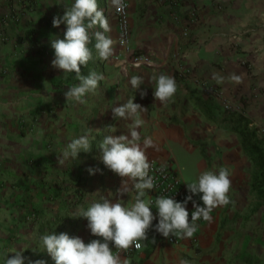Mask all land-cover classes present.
Returning <instances> with one entry per match:
<instances>
[{
  "label": "crops",
  "instance_id": "crops-1",
  "mask_svg": "<svg viewBox=\"0 0 264 264\" xmlns=\"http://www.w3.org/2000/svg\"><path fill=\"white\" fill-rule=\"evenodd\" d=\"M128 2L131 48L152 64L116 58L121 52L117 19L108 0H99L116 43L107 60L99 59L93 47V58L81 71L87 75L95 70L104 79L95 94L86 96L87 103H77L64 95L79 83L75 73L64 74L51 64V39L62 38L66 30V25L54 27L52 21L63 15L64 4L0 0V205L12 207L11 218L20 220L30 217L35 206L59 205L70 197L77 209L96 194L112 192L111 199L120 198L116 189L122 178L104 165L95 144L105 135L106 125H116L114 135L126 131L127 122L116 120L110 107L135 98L146 109L141 133L156 143L147 150L149 161L172 164L180 176L182 161L197 165V174L225 167L234 199L231 205L213 209L197 233L198 246L190 239L178 245L162 241L147 255L144 239L142 250L121 259L129 264H264V181H257L258 165L246 154L239 133L209 120L203 105L210 96L222 106L224 101L234 104L264 138V0ZM161 72L177 82V92L166 103L153 96L152 77ZM214 73L224 80L218 83ZM133 75L143 78L139 89L130 84ZM233 75L240 80H232ZM89 130L95 137L92 150L60 165L59 149ZM90 167L97 171L90 173ZM123 199L127 202L130 195L125 193ZM21 203L29 211L22 210ZM3 220L0 217V223ZM83 222L78 235L86 243L99 238L91 234L84 217ZM16 235L15 227L0 230V246ZM10 243L4 250L14 248Z\"/></svg>",
  "mask_w": 264,
  "mask_h": 264
},
{
  "label": "clouds",
  "instance_id": "clouds-1",
  "mask_svg": "<svg viewBox=\"0 0 264 264\" xmlns=\"http://www.w3.org/2000/svg\"><path fill=\"white\" fill-rule=\"evenodd\" d=\"M111 10L124 13L129 7L128 0H108ZM63 3V15L53 18V26L66 25L63 37L54 35L51 47L54 49L53 67L62 69L64 74L75 73L79 83L72 84L64 93L67 101L87 103L86 96L95 94L102 73L95 70L84 75L82 65H88L95 53L101 60H107L113 55L116 40L110 35L112 27L109 17L99 6V0H57ZM93 40L94 45H93ZM213 78L222 82L224 77L214 73ZM234 81L240 77L233 75ZM130 84L139 89L143 78L133 75ZM153 96L161 103L168 102L177 92L175 78L167 73L154 74L152 77ZM146 94V91L141 93ZM129 98L126 102L111 106L116 120L123 118L126 131L114 135L116 125H106L105 135L95 144L100 149V159L104 165L119 175L121 186L116 189L120 198L111 199L115 193L108 196L96 194L86 207L75 209L74 216L87 219V228L93 236L87 243L80 236H72L67 232H45L39 237V248L34 250L46 251L55 264H129L127 259H121L120 250H127L133 245L141 246L140 241L148 236V230L155 228L164 237L175 236L191 238L198 229V221L211 219L214 208L230 203L229 192L232 181L229 169L214 166L195 176L185 177L188 194L184 200H177L172 195H157L155 199L148 198L149 191L156 187L152 167L147 150L156 147L152 136L142 135L145 125L142 113L146 110L141 104ZM90 130L85 134L73 136L58 151V162L65 165L77 160L81 152H89L93 148ZM161 167H166L162 165ZM96 168L90 167L89 172L95 173ZM127 193L130 199L125 202L123 195ZM199 195L203 203L193 198ZM192 201L194 208L191 215L188 202ZM153 207L157 209L154 214ZM158 218V223L153 221ZM24 248L14 251H0V264H47L43 259L31 260L24 256ZM10 252L15 254L9 256ZM181 264H188L181 261Z\"/></svg>",
  "mask_w": 264,
  "mask_h": 264
},
{
  "label": "rangeland",
  "instance_id": "rangeland-1",
  "mask_svg": "<svg viewBox=\"0 0 264 264\" xmlns=\"http://www.w3.org/2000/svg\"><path fill=\"white\" fill-rule=\"evenodd\" d=\"M231 104V103H230ZM234 106V104H232ZM180 169L182 171L181 173V179L184 180L185 177L188 176H195L197 175V172H199V167L197 165H190L186 161H182L180 164ZM201 172V171H200ZM184 182V181H183ZM186 183V182H184ZM262 194V193H261ZM198 200L199 203H203L199 199V195L194 194ZM230 203L228 205L232 204V201L234 199V195L231 193L230 195ZM70 198H66L65 201L60 202L58 205L56 202H49V205L45 206H35L31 210L30 217H27L29 215H26L25 218H21L20 220H14V218H11L12 215V207L5 205H0V217H3L4 220L1 221L0 224V230H12L13 227L16 228L18 231V235H16L13 238H10L7 240V243L12 241L9 245L11 246L13 244L14 248L11 250H17L20 248H24L23 254L25 257L36 260V259H43L47 260L50 259L51 256L46 251H39L34 250L33 248H39V237L45 232H51L55 230L56 232H70L71 224H76L77 228V234L76 236H79L78 233L81 232L83 226L85 225L83 222V217H76L74 216V211L77 209L75 205H72V201ZM20 208L26 211L28 207L25 206V204L21 203ZM25 211V212H26ZM10 216V217H9ZM11 219V220H10ZM16 222V223H14ZM11 225H13L11 227ZM70 226V227H69ZM7 243H5V246H0L1 251L6 248ZM10 250V251H11ZM15 254L14 252H12ZM11 256V255H9ZM54 262V260H53ZM25 264H27V260L25 261ZM55 264V262H54Z\"/></svg>",
  "mask_w": 264,
  "mask_h": 264
},
{
  "label": "built area",
  "instance_id": "built-area-1",
  "mask_svg": "<svg viewBox=\"0 0 264 264\" xmlns=\"http://www.w3.org/2000/svg\"><path fill=\"white\" fill-rule=\"evenodd\" d=\"M129 3V2H128ZM118 23L119 35L117 38V45L121 49L120 54L116 56L117 59L122 61V57L130 58L134 64L147 63L151 65V61L143 54H138L135 50L131 48V25L129 22V7L124 13H115ZM198 85L204 86V83L197 81ZM223 106L232 110L238 111V108L232 106L227 101H224ZM152 167L150 169V174L153 175L155 180L156 187L149 191L148 198L155 199L157 195H172L177 200H184L188 194L187 186L181 179V176L177 169L173 167L172 164H160L154 161H150ZM166 165V167H161ZM191 201L188 202V210L191 215V211L194 208V205H189ZM154 214L157 212V209L153 207ZM158 223V218L155 220ZM205 220L198 221V229L191 238H179L175 236L164 237L163 242L167 244H182L185 240L190 239V242L193 246H198L199 241L197 238V233L200 227L205 223ZM141 246L136 248L134 245L127 250H120L119 254L121 255H131L137 251H140L144 248V240L140 241Z\"/></svg>",
  "mask_w": 264,
  "mask_h": 264
},
{
  "label": "trees",
  "instance_id": "trees-1",
  "mask_svg": "<svg viewBox=\"0 0 264 264\" xmlns=\"http://www.w3.org/2000/svg\"><path fill=\"white\" fill-rule=\"evenodd\" d=\"M205 106V113L211 121H220V125L227 131L237 132L241 136L243 147L248 156H250L258 165L259 174L257 181H264V138L259 135L258 127L251 126L248 118L239 111L225 108L210 96L208 100L203 103ZM157 222L154 220L153 224ZM70 227V226H69ZM70 235L76 236V224H71ZM149 244V255L153 248L163 241V235L150 228L146 238ZM47 264H54L53 259H47Z\"/></svg>",
  "mask_w": 264,
  "mask_h": 264
}]
</instances>
